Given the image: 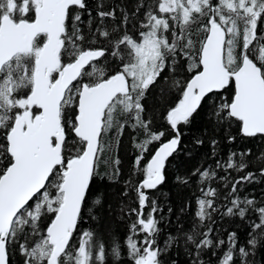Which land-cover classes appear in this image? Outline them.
<instances>
[{
  "label": "trees",
  "instance_id": "1",
  "mask_svg": "<svg viewBox=\"0 0 264 264\" xmlns=\"http://www.w3.org/2000/svg\"><path fill=\"white\" fill-rule=\"evenodd\" d=\"M212 18L227 29L225 57L227 46L235 49L228 70L248 54L264 74V0H83L69 9L62 65L86 49L104 53L66 92L63 161L14 220L8 264H50L47 229L62 202L64 172L86 144L74 131L81 86L121 71L130 90L106 111L77 226L56 264H139L149 255L156 264H264V135H245L230 114L233 79L187 118L176 124L170 118L201 69ZM45 40L39 34L32 52L16 55L0 72V177L13 162L8 134L25 108ZM172 137L178 149L165 163L163 181L149 189L142 184L152 175L148 162Z\"/></svg>",
  "mask_w": 264,
  "mask_h": 264
},
{
  "label": "water",
  "instance_id": "2",
  "mask_svg": "<svg viewBox=\"0 0 264 264\" xmlns=\"http://www.w3.org/2000/svg\"><path fill=\"white\" fill-rule=\"evenodd\" d=\"M82 0H42L33 20H14L5 14L0 24V72L17 53L31 51L35 38L47 34V40L35 59L34 82L27 96V109L19 113L8 134V150L13 162L0 177V264H8L6 235L19 212L44 189L57 165L63 161L65 130L62 126L61 103L65 93L91 62L99 59L103 49H86L71 63L65 64L52 81L51 73L61 66L68 8ZM226 29L220 23L211 25L201 50V69L189 80L184 101L171 110L186 118L210 93L222 91L234 80L235 94L229 105L230 114L242 121L245 135H264V76L262 69L248 55L231 72L225 65ZM130 90L125 72H118L96 85H84L80 91L76 135L85 141L82 154L68 162L61 189L63 200L47 229L56 256L68 248L76 228L83 201L91 182L99 149L103 119L112 101ZM41 112L33 117L32 107ZM177 138L162 142L148 162L153 176L142 184L153 189L164 179L167 159L178 149ZM142 264H156L148 257Z\"/></svg>",
  "mask_w": 264,
  "mask_h": 264
},
{
  "label": "flooded vegetation",
  "instance_id": "3",
  "mask_svg": "<svg viewBox=\"0 0 264 264\" xmlns=\"http://www.w3.org/2000/svg\"><path fill=\"white\" fill-rule=\"evenodd\" d=\"M41 3H42V0H6L5 5L0 3V24H1V19L5 14L10 15L16 21L20 19L33 20L36 16V8L39 5H41ZM73 6L75 5L69 6L68 11ZM15 17L20 18V19H16ZM65 25H66V22H65ZM39 49L36 51L35 57L37 56ZM34 61H35V58H34ZM86 68H88V66ZM32 114L34 117L36 114H38V112L34 113L32 110Z\"/></svg>",
  "mask_w": 264,
  "mask_h": 264
},
{
  "label": "rangeland",
  "instance_id": "4",
  "mask_svg": "<svg viewBox=\"0 0 264 264\" xmlns=\"http://www.w3.org/2000/svg\"><path fill=\"white\" fill-rule=\"evenodd\" d=\"M5 1H6V0H0V3L5 5ZM228 42H229V41H228ZM150 45H151L152 48H155L154 45H152V44H150ZM227 45H229V43H228ZM152 50H153V49H152ZM234 52H235V49H234V48H232L231 46H227V52H226V57H225V63H226V61H227V64H228V63H235V62H236V59L234 58ZM174 66L176 67V69H175V67H173L172 71L174 70V71L176 72L178 66H176V65H174ZM184 70H185V74H186V70H187V69L184 68ZM154 79H156V76H152V80H154ZM0 91H1V86H0ZM145 259H146V258H144V259L141 261V263L144 262ZM56 260H57V257H56V255L53 253V251H52V246H51L50 254L48 255V262H49L50 264H56ZM139 264H140V263H139Z\"/></svg>",
  "mask_w": 264,
  "mask_h": 264
},
{
  "label": "bare ground",
  "instance_id": "5",
  "mask_svg": "<svg viewBox=\"0 0 264 264\" xmlns=\"http://www.w3.org/2000/svg\"><path fill=\"white\" fill-rule=\"evenodd\" d=\"M177 16H178V15H177ZM201 23H202V22H201ZM198 27H199V26H198ZM164 57H165V56H164ZM172 57H173V56H172ZM176 57H177V56H176ZM174 58H175V57H174ZM174 58H173V59H174ZM164 60H166V59H164ZM170 60H171V59H170ZM174 62H175V61H174ZM176 62H177V61H176ZM176 62H175V63H176ZM160 63H161V62H160ZM169 63H170V62H169ZM167 65H169V64H167ZM173 65H174V63H173ZM175 65H176V64H175ZM170 66H171V65H170ZM174 67H175V66H174ZM169 69H170V68H169ZM175 69H176V68H175ZM173 71H174V70H173ZM193 75H194V74H193ZM191 77H192V76H191ZM133 122H134V121H133ZM134 123H135V122H134ZM134 123H133V124H134ZM130 124H131V123H130ZM134 125H135V124H134ZM134 125H132V126H134ZM132 128H133V127H132ZM118 135H119V134H118ZM132 135H133V134H132ZM116 136H117V135H116ZM172 138H174V137H172ZM175 138H176V137H175ZM116 139H117V138H116ZM117 140H118V139H117ZM117 140H116V141H117ZM120 140H121V139H120ZM132 140H133V139H132ZM115 145H116V144H115ZM117 146H118V145H117ZM112 148H114V147L112 146ZM115 151H116V150H115ZM131 152H132V151H131ZM134 152H135V151H134ZM130 154H131V153H130ZM118 163H119V162H118ZM132 164H133V163H132ZM250 164H251V163H250ZM138 167H139V166H138ZM241 170H242V169H241ZM206 180H207V179H206ZM224 180H225V179H224ZM201 184H203V183H201ZM210 189H211V188H210ZM208 191H209V190H208ZM154 205H155V204H154ZM161 207H162V206H161ZM93 252H94V251H93ZM95 252H96V251H95ZM105 259H106V258H105ZM115 260H116V259H115ZM113 261H114V260H113ZM104 263H105V262H104ZM104 263H103V264H104ZM112 264H113V263H112Z\"/></svg>",
  "mask_w": 264,
  "mask_h": 264
}]
</instances>
